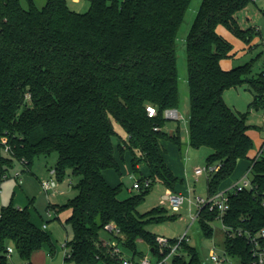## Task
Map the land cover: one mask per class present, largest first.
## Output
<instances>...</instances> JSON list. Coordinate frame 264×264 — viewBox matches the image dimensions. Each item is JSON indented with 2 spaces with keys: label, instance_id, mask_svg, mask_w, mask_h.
Instances as JSON below:
<instances>
[{
  "label": "trees",
  "instance_id": "16d2710c",
  "mask_svg": "<svg viewBox=\"0 0 264 264\" xmlns=\"http://www.w3.org/2000/svg\"><path fill=\"white\" fill-rule=\"evenodd\" d=\"M0 0V172L12 159L30 171L39 156L57 155L54 166L60 181L78 177L71 187L76 195L58 207L69 210L66 224L72 240L66 242L73 264H120L108 256L102 238L113 224L122 238L121 247L142 257L138 244L157 253V235L151 224L174 220L163 207L140 214L156 183L175 192L180 182L164 160L162 141L180 147L178 129L163 131L164 112L177 110L178 76L176 38L192 0H89V9L78 13L66 0H46L38 9L33 0ZM255 0H202L185 41L189 89L188 144L212 152L205 166L219 169L206 176L207 196L235 172L240 160H249L250 188L228 192V210L222 223L233 231H264V153L249 159L254 149L245 114L233 112L223 99L227 88L246 84L254 98L249 108L264 110V70L251 76L252 63L223 70L230 45L218 35L219 25L249 41L253 28L242 30L236 14ZM258 33V32H256ZM28 97V98H27ZM156 115L148 117L146 107ZM113 122L126 134L116 147L120 159L131 153V168H147L150 186L118 199L122 185L110 186L103 172L120 175L113 138ZM159 128L155 131L154 128ZM5 142L11 152L3 153ZM144 177L139 180L141 181ZM204 237L212 236L210 223L219 216L208 209L197 210ZM172 244L176 240H169ZM12 244L24 264H32L33 253L46 247L54 253L50 236L30 220L28 208L9 203L0 209V264H10L7 249ZM224 254L238 264H252L245 237L225 236ZM172 264H203L195 247L180 244V255Z\"/></svg>",
  "mask_w": 264,
  "mask_h": 264
},
{
  "label": "rangeland",
  "instance_id": "374dc122",
  "mask_svg": "<svg viewBox=\"0 0 264 264\" xmlns=\"http://www.w3.org/2000/svg\"><path fill=\"white\" fill-rule=\"evenodd\" d=\"M46 0H33L34 5L41 9L45 5ZM202 0H192L188 9L185 12L184 20L180 26L177 38H176V68L178 76V102L177 113L183 117V120L174 121L166 120L164 122L163 131L169 135H174L178 129L180 133V150L178 146L167 141L165 147V158L172 170L177 176L179 183L176 184V188H181L184 193L185 201L180 208L179 212L173 213L162 206L159 201L165 194V188L156 183L150 193L145 197L143 203L137 208L138 213L143 214L150 211L155 207H163L167 211V215L175 214L174 220H168L158 224H151L146 227L151 233L164 237L168 240H176L186 235L188 243L195 247L203 264H214L209 260V250L214 246L217 256L221 259H225L221 264H238V260L233 257L225 256L223 250L224 244V230L223 225L219 219L210 223L213 233L209 238L204 237L200 230V226L197 220V199H206V174L200 177H194V169L197 167H205L206 157L212 152L211 149L201 147L199 149H193L188 144V132L187 122L189 118V89L187 84V64H186V52L185 41L190 27L194 21L198 8ZM67 6L78 12L85 13L89 9V0H79L74 2L73 0H66ZM21 6L27 8V2L21 0ZM238 26L242 30L253 28L255 33L251 34V39L245 41L242 38L235 36L227 27L219 25L216 31L230 45V53L228 57L221 59L220 65L225 69H232L238 66H242L246 63H252L251 76L256 77L264 70V49L262 48L261 40L264 38V0H255L250 2L244 9L240 10L236 16ZM261 30L260 35L256 33ZM254 98L253 92L248 90L246 84H241L237 87L227 88L223 92V99L226 105L235 113L245 114L246 122L251 126L250 135L254 145V152H258L262 149L264 143V110H255L249 108ZM113 128L117 133V136L113 138V145L115 149L122 143V140L126 139V134L123 129L113 122ZM166 143V142H165ZM180 151V152H179ZM264 151V146H263ZM123 158L120 159L119 153L116 149V157L119 161L120 175H118L113 169L104 171L105 178L110 184L122 185L121 192L118 195V199L124 200L132 195L138 193V190L132 189L133 183L141 180L147 176V168L144 165L139 166L138 172H133L131 168V153L128 150L123 152ZM57 161V155L52 153L49 156H39L33 160L30 167V171L22 172L23 166L21 163L12 159V165L5 172L9 175L7 180H3L0 183V209L6 206L12 200L13 206H20L23 202L27 201V196L34 199V207L37 212L45 219L47 216V206L58 207L64 205L67 200L72 199L76 195V191L71 187L74 186L78 177L69 176L63 180H58V193L62 195L58 196L57 193L46 195L41 191V195L37 187V178L45 179L49 176V172L54 168ZM248 162L246 160H240L237 163L236 170L233 175L225 182L229 184L227 189L232 191L234 185H236L245 175L250 180L252 177L251 172L247 169ZM18 173L19 179H15L14 175ZM238 173H242L238 175ZM1 174V172H0ZM223 183V184H225ZM225 187V186H224ZM231 187V188H230ZM226 190V188L224 189ZM28 205V204H27ZM30 217L36 222L41 224L39 215L34 210L33 205L27 206ZM49 212V211H48ZM49 222L46 223V232L53 243L54 253L51 259H47L45 256V250L42 248L31 259L33 264H73L72 262L63 261V249L64 242H70L72 240V230L70 225L66 224V219L70 215V211L64 210L56 215L50 211ZM196 217V218H195ZM102 238H108L106 233H102ZM12 249V254H9L10 264H24L19 257L18 253L14 250L12 244H9ZM138 249L142 252L143 256H149L148 248L146 245L139 243ZM67 250V249H66ZM152 258V257H151ZM139 257L135 258L137 262Z\"/></svg>",
  "mask_w": 264,
  "mask_h": 264
},
{
  "label": "built area",
  "instance_id": "2783aa9c",
  "mask_svg": "<svg viewBox=\"0 0 264 264\" xmlns=\"http://www.w3.org/2000/svg\"><path fill=\"white\" fill-rule=\"evenodd\" d=\"M262 48L264 49V40L262 41ZM28 98V97H27ZM146 111L148 114V117L152 118L156 115V110L152 106L146 107ZM164 118L166 120H174L179 121L183 120V117L177 113L176 110H166L164 112ZM159 128H154L155 131H158ZM4 145L3 153L5 155H9L11 150L6 145L5 142H1ZM264 146V143H263ZM263 146L262 149L257 153L256 157H259L261 153H263ZM219 169V167L216 166H205L203 168L197 167L194 169V177H200L203 174L209 173V172H215ZM49 176L45 179L40 180V189L41 191L48 197V195L51 194H59L58 193V180L56 179V173L54 169H51L48 173ZM19 174L16 173L14 175L15 179H19ZM9 178V175L6 173L0 174V183L3 180H7ZM20 181V179H19ZM143 184L145 188L150 186V181L146 177L141 181H136L133 183L132 189L139 190L140 185ZM250 180L247 178V175H245L233 188L232 191L235 192H241L243 189L250 188ZM228 189L227 190H221L214 196H207L206 199H197V209L201 208H207L210 212H218L219 216L217 219H219L222 223V216L226 213L228 210ZM185 201V197L183 194L174 193L169 190L165 192V194L162 196L159 203L162 206H165V208L173 213L179 212L180 208L182 207L183 203ZM47 216L50 217V213H47ZM197 217V215H196ZM195 217V218H196ZM223 230L224 235L229 237L236 236H243L245 237V240L247 244L250 246V253L252 257V264H264V231H260L257 233H252L249 231H233L227 226H225L223 223ZM46 226L43 225L42 228L44 229ZM106 234L108 235V238L104 239L105 243L108 247V256L112 259H116L120 264H172V258L175 256L180 255V244L182 241H188L186 235H184L180 239H176L175 243H171L168 239L157 236L156 243H157V253L154 254L152 251L153 249H150L148 246V253L149 256H143L139 257L138 261H135V258L133 254L130 252L125 251L121 245L118 243L117 238H122L120 232L113 224H109L106 226ZM63 249V259L66 262L67 259L70 258L68 249L66 248V242L63 243L61 246ZM67 249V250H66ZM12 249L8 247L7 254H11ZM209 260L213 262L214 264H221L224 261H226L224 258L221 259L219 256H217L215 247L213 246L209 250ZM225 255V254H224ZM226 256V255H225Z\"/></svg>",
  "mask_w": 264,
  "mask_h": 264
},
{
  "label": "crops",
  "instance_id": "0c3cea01",
  "mask_svg": "<svg viewBox=\"0 0 264 264\" xmlns=\"http://www.w3.org/2000/svg\"><path fill=\"white\" fill-rule=\"evenodd\" d=\"M74 2H78L79 0H73ZM255 2V1H254ZM261 30L259 29V31H257L258 32V34L260 35V32ZM264 40V38L261 40V44H262V41ZM221 66V65H220ZM222 68V67H221ZM223 70H230V69H225V68H222ZM177 111V110H176ZM249 135H250V133H249ZM250 137L252 138V136L250 135ZM166 142V143H165ZM169 143V142H168ZM161 146H162V148L164 149V153L166 152V150H165V147H164V145L165 144H167V141H162L161 143ZM180 147H178V150H180L179 149ZM180 152V151H179ZM259 152V151H258ZM258 152H254V149H253V151L250 153V155H249V159H253V158H255L256 157V155H257V153ZM263 153H264V151H263ZM164 160H165V162H166V164H167V166L171 169V171L173 172V174L176 176V177H178V178H181L182 179V176H177L176 174H175V172L172 170V167L169 165V163H168V161H166V158H165V154H164ZM247 162H248V167H249V164H250V161L249 160H246ZM248 169V168H247ZM31 170V169H30ZM240 174H242V173H238V175H240ZM103 176H104V178H105V174L103 173ZM147 176H148V171H147ZM146 176V177H147ZM40 180L41 179H39V178H37V187H38V191H39V193L41 194V195H43L42 193H41V189H40ZM105 180H106V182L110 185V186H112V187H115V186H117V184H110V182H108L107 181V179L105 178ZM183 180V179H182ZM225 183V182H224ZM225 186V187H224ZM235 186V185H234ZM227 187H229V184H228V182L227 183H225V184H223L222 186H221V190H224L225 188H226V190H227ZM231 188V187H230ZM165 191H167V190H165ZM174 193H179V194H184L182 191H181V188H176L175 189V192ZM0 194H1V190H0ZM62 195V193L61 194H58V196H61ZM10 203H12V200L10 201ZM29 206H32L33 205V207H34V199L32 198V196L31 197H28L27 196V201L26 202H23V204L21 205V207L20 206H16V207H20V208H24V207H27L28 205ZM48 206H51V204H49ZM48 206H47V213H48V211L50 212V211H52V210H50L49 208H48ZM28 208V207H27ZM29 209V208H28ZM34 210L36 211V213L39 215V217H40V219H41V224H39V223H36L31 217H30V220H31V222L36 226V227H38V228H40V229H42V230H44V229H46V227L43 229L42 228V226L43 225H45L46 226V223L47 222H49V217L48 216H46L45 217V219L41 216V214H39L38 212H37V210H36V208L34 207ZM53 212V211H52ZM54 213V212H53ZM46 222V223H45ZM9 248H11L10 246H9ZM44 252H45V256L47 257V259H51V257L48 255V249L46 248V247H44ZM38 252V251H37ZM37 252H35V253H37ZM35 253H33V255H32V257L34 256V254ZM12 254V253H11ZM32 257H31V259H32ZM52 261H53V259H51ZM63 261H64V259H63ZM65 262V261H64ZM33 264V263H32ZM62 264H63V262H62Z\"/></svg>",
  "mask_w": 264,
  "mask_h": 264
}]
</instances>
